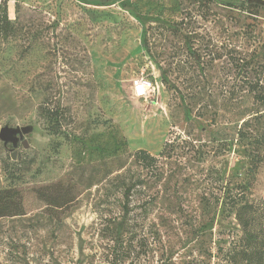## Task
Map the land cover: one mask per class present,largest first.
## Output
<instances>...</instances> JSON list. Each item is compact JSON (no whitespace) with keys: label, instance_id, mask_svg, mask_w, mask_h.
<instances>
[{"label":"rangeland","instance_id":"rangeland-1","mask_svg":"<svg viewBox=\"0 0 264 264\" xmlns=\"http://www.w3.org/2000/svg\"><path fill=\"white\" fill-rule=\"evenodd\" d=\"M236 1L8 0L9 18L31 19L43 40L23 59L0 56V130L31 128L18 145L0 140V264H227L218 247L241 257L238 220L197 207L264 204V10L225 5ZM142 68L162 84L152 101L131 93ZM140 150L149 168L134 162Z\"/></svg>","mask_w":264,"mask_h":264},{"label":"trees","instance_id":"trees-1","mask_svg":"<svg viewBox=\"0 0 264 264\" xmlns=\"http://www.w3.org/2000/svg\"><path fill=\"white\" fill-rule=\"evenodd\" d=\"M209 2H216V0H204ZM227 7H233L237 8L239 11L243 13H247L250 16H259V14L264 10V0H238L234 3L228 2L225 3ZM32 22L31 19L26 18H19L16 17L15 19L11 20L8 15V0H1L0 2V56L3 55L7 50L13 49L14 54L19 58L23 59L29 55L35 50V48L41 43L42 36L40 33L33 30L32 25L30 23ZM146 32L143 31L140 37L141 44L143 49L147 50L146 46ZM187 50L194 56V52L187 47ZM240 60V59H239ZM244 62L242 58V63ZM240 67L239 71H244V68L247 67L243 66L241 64H238ZM160 70V77L162 82L167 84V79L165 76V71ZM186 119L189 120V112H186ZM47 119L49 121H52V126H55L56 129L59 128L58 124V118H59V111L58 109L49 110L47 112ZM53 134H56L55 131H53ZM162 155L164 153H161ZM258 155V153H256ZM161 155V156H162ZM259 156V155H258ZM134 162L140 163L144 168H149L151 166V163L155 162V158L152 157L150 154H148L146 151H137L133 155ZM168 158H172L168 156ZM176 158V157H175ZM261 162L260 157L255 161L254 166L256 164H259ZM253 169V167H252ZM121 176L115 177L120 178ZM142 185L141 181H138L137 183L133 184L132 186H126L124 190V197L128 200L130 197L131 190L133 186ZM217 200V199H216ZM218 212L221 215H229L234 216L239 224L242 226L244 232L246 233V236L244 238V244L242 242V245H245L243 253L238 255L235 252L234 247L227 249L224 251L221 249V247H218L216 249L218 253V259L220 261L227 260V264H237L238 262H244L245 264L253 263V264H264V224L261 226L257 231H255V228H253L251 224V220L255 218V215L260 211V213L263 215L262 220H264V204L261 207V209L256 208L254 204L251 201H245L244 203L241 202V199L235 200L233 197L228 198V202L225 201H211L207 207V203H203L201 200H199L197 207L201 211L205 210L206 208H217ZM122 216L120 217L119 222L115 225V239H114V245H113V251H115L116 247L119 246L122 242L123 233L125 230V225L127 223V217L129 215V209L128 207L122 208ZM219 216V217H220ZM1 217V216H0ZM217 215L213 217L211 221H209V224L204 227L202 230L203 232H211L213 229V223L216 220ZM261 237H260V236ZM258 236V237H257ZM195 246H190L187 249L190 250L191 254H194ZM199 256H201L199 254Z\"/></svg>","mask_w":264,"mask_h":264},{"label":"water","instance_id":"water-1","mask_svg":"<svg viewBox=\"0 0 264 264\" xmlns=\"http://www.w3.org/2000/svg\"><path fill=\"white\" fill-rule=\"evenodd\" d=\"M31 131L30 127H24L21 129H10L3 128L0 130V140L4 143L10 142L15 146L16 142L22 139V135H26ZM22 145L24 148H28L29 144L27 141L22 140ZM12 160L15 159V153L11 155Z\"/></svg>","mask_w":264,"mask_h":264},{"label":"clouds","instance_id":"clouds-1","mask_svg":"<svg viewBox=\"0 0 264 264\" xmlns=\"http://www.w3.org/2000/svg\"><path fill=\"white\" fill-rule=\"evenodd\" d=\"M132 83L133 95L136 98L150 96L153 92H155L153 84L147 79H134Z\"/></svg>","mask_w":264,"mask_h":264},{"label":"built area","instance_id":"built-area-1","mask_svg":"<svg viewBox=\"0 0 264 264\" xmlns=\"http://www.w3.org/2000/svg\"><path fill=\"white\" fill-rule=\"evenodd\" d=\"M140 78H144V79L149 80L153 84V86L155 88V92H153L150 96L139 97L137 99H143L145 101H148V100L152 101V99L154 98L155 94L158 92L159 87L162 86V84L161 83L160 84L158 83L156 76H154L152 74H147V72L145 71V69L142 68L131 79V93H132V95H133V83L132 82H133L134 79H140ZM133 97L136 98L134 95H133Z\"/></svg>","mask_w":264,"mask_h":264},{"label":"flooded vegetation","instance_id":"flooded-vegetation-1","mask_svg":"<svg viewBox=\"0 0 264 264\" xmlns=\"http://www.w3.org/2000/svg\"><path fill=\"white\" fill-rule=\"evenodd\" d=\"M20 142H21L20 140H19V141H17V142H16V145H18Z\"/></svg>","mask_w":264,"mask_h":264}]
</instances>
